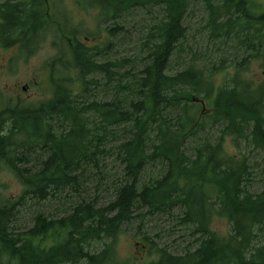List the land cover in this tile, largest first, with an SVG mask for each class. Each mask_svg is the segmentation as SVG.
<instances>
[{
	"label": "trees",
	"instance_id": "16d2710c",
	"mask_svg": "<svg viewBox=\"0 0 264 264\" xmlns=\"http://www.w3.org/2000/svg\"><path fill=\"white\" fill-rule=\"evenodd\" d=\"M77 2L97 10L108 32L104 46L82 40L55 0H0L6 48L31 55L56 25L70 51L66 58L63 46L49 63L52 98L0 109V161L24 186L8 198L0 182V264H264V188L250 189L252 165L230 155L226 143L232 137L237 147L264 152V0ZM199 5L205 51L189 44L190 14ZM137 13L150 14L140 52L109 57L114 37ZM178 59L184 66L172 71ZM253 60L261 61L259 83L243 77ZM229 68L235 73L217 85L213 77L229 76ZM113 156L123 178L107 203L83 198L63 216L37 212L27 229L15 226L28 200L80 191ZM154 168L160 173L152 175ZM176 210L195 236L192 246L181 253L150 248L142 261L119 256L124 225ZM216 216L229 219L228 235L212 228Z\"/></svg>",
	"mask_w": 264,
	"mask_h": 264
},
{
	"label": "rangeland",
	"instance_id": "374dc122",
	"mask_svg": "<svg viewBox=\"0 0 264 264\" xmlns=\"http://www.w3.org/2000/svg\"><path fill=\"white\" fill-rule=\"evenodd\" d=\"M56 6L60 10H65L66 15L71 16L72 27L82 32L81 38L88 45L104 46L108 38L106 25L99 27L96 9H84L77 0H55ZM54 2V0H53ZM53 9V7H52ZM155 14V13H154ZM205 11L201 5L190 14L191 29L189 44L194 46V50L207 48L206 36L203 30L205 24ZM146 19L150 20V14L137 13L125 24L122 35L114 37V46L109 57H133L140 52L142 42L145 40ZM45 36L39 42V49L32 55H26L20 51V46L16 45L0 50V98L3 104L15 103L38 104L54 95V85L51 83L52 70L48 63L58 54V49L65 46L66 58H70L68 43H65L58 35L56 26L45 30ZM89 35V39L85 36ZM213 49L212 46L208 47ZM107 53V51H106ZM108 54V53H107ZM186 60L191 54H185ZM103 57H100L102 59ZM259 60H253L248 70L243 73L244 79L253 80L259 83L263 79V71ZM184 64L178 59L172 64V71L182 68ZM56 67L54 76H58ZM226 72H220L213 77L217 85H222L226 78L235 73L234 68ZM28 86L26 90L23 86ZM215 136V134H213ZM227 150L230 155L240 159L244 155L252 165L253 180L250 189L259 192L264 188V152L260 148L247 146L244 142L240 147L233 143L232 137L227 138ZM102 171H93L87 175L85 183L80 191L66 190L57 193L56 197H51L44 201L28 200L27 204L20 207V211L15 219V226L19 230L27 229L33 223V217L37 212H45L52 217H60L70 211V208L77 201L86 198L88 201H97L105 204L114 197L115 186L120 183L123 174V167L116 159L110 157L102 162ZM152 175L160 173V168L152 169ZM0 182L3 194L8 198L18 197L24 186L8 166L0 161ZM158 214L155 216H144L134 218L129 224L123 226V230L117 241V250L121 258L138 257L142 261L147 259L149 249L154 251L157 248H167L170 251L181 253L188 246H192L195 236L190 234L189 227L181 226L177 214ZM141 219L143 222H141ZM212 228L221 235H228L231 231V223L227 217L216 216L212 222ZM148 238V240H146Z\"/></svg>",
	"mask_w": 264,
	"mask_h": 264
},
{
	"label": "flooded vegetation",
	"instance_id": "af4514ba",
	"mask_svg": "<svg viewBox=\"0 0 264 264\" xmlns=\"http://www.w3.org/2000/svg\"><path fill=\"white\" fill-rule=\"evenodd\" d=\"M60 14H63V12H60ZM59 15V14H58ZM60 16V15H59ZM2 49H6L5 48V46L2 44V43H0V50H2ZM0 67H1V65H0ZM28 86L26 85V87H25V89L27 88ZM2 103H3V101H2V99L0 98V109L1 108H4V104L2 105Z\"/></svg>",
	"mask_w": 264,
	"mask_h": 264
}]
</instances>
